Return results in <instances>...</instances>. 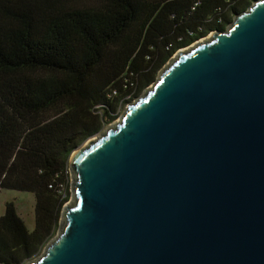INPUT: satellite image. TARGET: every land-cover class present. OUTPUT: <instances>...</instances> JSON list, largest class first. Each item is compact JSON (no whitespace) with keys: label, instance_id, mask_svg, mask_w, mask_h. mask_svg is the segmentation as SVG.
<instances>
[{"label":"water","instance_id":"1","mask_svg":"<svg viewBox=\"0 0 264 264\" xmlns=\"http://www.w3.org/2000/svg\"><path fill=\"white\" fill-rule=\"evenodd\" d=\"M227 27L73 151L57 234L25 264H264V0Z\"/></svg>","mask_w":264,"mask_h":264},{"label":"trees","instance_id":"2","mask_svg":"<svg viewBox=\"0 0 264 264\" xmlns=\"http://www.w3.org/2000/svg\"><path fill=\"white\" fill-rule=\"evenodd\" d=\"M254 1L0 0V187L36 200L32 230L7 202L0 264L35 259L56 234L73 151Z\"/></svg>","mask_w":264,"mask_h":264},{"label":"rangeland","instance_id":"3","mask_svg":"<svg viewBox=\"0 0 264 264\" xmlns=\"http://www.w3.org/2000/svg\"><path fill=\"white\" fill-rule=\"evenodd\" d=\"M226 28H228V27H226ZM209 35H211V32L207 36H209ZM201 39H203V38H201ZM196 42L197 41H195L193 44H195ZM193 44H191L190 46H192ZM188 47L181 48V49H187ZM152 85H153V83L150 84L148 87H150ZM144 91L142 92V94L144 93ZM119 110L120 111L118 112L117 117L112 122L106 123L104 125V127L102 128V130L97 132L95 135L89 137L82 144H86L89 139L97 137L99 133L104 132L106 130V128H108L111 124L118 121L122 112L124 111V106L121 107V109H119ZM69 180H70V182H69L70 184H69V188H68L69 192L68 191L67 192L69 193V197H70V195L72 193V184H73V175L71 173L70 168H69ZM9 201H13L16 204V207L18 209L17 212H19L20 215L24 218L29 229L32 230L35 227V201H36L35 195L31 192L1 189V187H0V216H1V214L3 215V213L5 212L6 204ZM61 213H62V211H61ZM59 222H60V220H59ZM56 234H57V232H56ZM47 244H46V246H47ZM45 247H44V249H45ZM43 250H42V252H43Z\"/></svg>","mask_w":264,"mask_h":264},{"label":"built area","instance_id":"4","mask_svg":"<svg viewBox=\"0 0 264 264\" xmlns=\"http://www.w3.org/2000/svg\"><path fill=\"white\" fill-rule=\"evenodd\" d=\"M126 107H127V104L124 106V111L122 112V114L125 112ZM122 114H121V115H122Z\"/></svg>","mask_w":264,"mask_h":264}]
</instances>
